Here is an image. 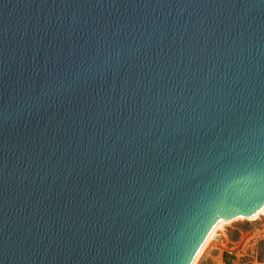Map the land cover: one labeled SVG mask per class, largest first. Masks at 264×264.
Returning <instances> with one entry per match:
<instances>
[{"label":"water","instance_id":"95a60500","mask_svg":"<svg viewBox=\"0 0 264 264\" xmlns=\"http://www.w3.org/2000/svg\"><path fill=\"white\" fill-rule=\"evenodd\" d=\"M264 203V0H0V264H191Z\"/></svg>","mask_w":264,"mask_h":264},{"label":"rangeland","instance_id":"374dc122","mask_svg":"<svg viewBox=\"0 0 264 264\" xmlns=\"http://www.w3.org/2000/svg\"><path fill=\"white\" fill-rule=\"evenodd\" d=\"M264 264V216L235 218L214 240L199 264Z\"/></svg>","mask_w":264,"mask_h":264},{"label":"bare ground","instance_id":"6f19581e","mask_svg":"<svg viewBox=\"0 0 264 264\" xmlns=\"http://www.w3.org/2000/svg\"><path fill=\"white\" fill-rule=\"evenodd\" d=\"M264 216V203L257 208L254 212H252L250 215H238L235 216L211 229L208 230L203 242L201 243L195 257L193 258L191 264H199L200 261L202 260L203 256L207 252V250L210 248L214 240L217 238L218 234L223 231L224 227L230 223L231 220L235 218H242V219H247L251 221H256L259 220L261 217Z\"/></svg>","mask_w":264,"mask_h":264},{"label":"built area","instance_id":"2783aa9c","mask_svg":"<svg viewBox=\"0 0 264 264\" xmlns=\"http://www.w3.org/2000/svg\"><path fill=\"white\" fill-rule=\"evenodd\" d=\"M255 264H262V263H257V262H256Z\"/></svg>","mask_w":264,"mask_h":264}]
</instances>
